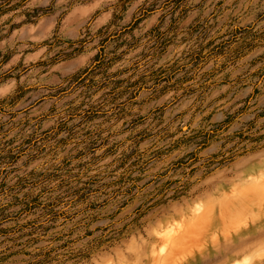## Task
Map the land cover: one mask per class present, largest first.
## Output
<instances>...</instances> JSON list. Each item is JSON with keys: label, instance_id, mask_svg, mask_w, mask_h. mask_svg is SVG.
I'll use <instances>...</instances> for the list:
<instances>
[{"label": "rangeland", "instance_id": "1", "mask_svg": "<svg viewBox=\"0 0 264 264\" xmlns=\"http://www.w3.org/2000/svg\"><path fill=\"white\" fill-rule=\"evenodd\" d=\"M0 5V264H264V0Z\"/></svg>", "mask_w": 264, "mask_h": 264}, {"label": "trees", "instance_id": "2", "mask_svg": "<svg viewBox=\"0 0 264 264\" xmlns=\"http://www.w3.org/2000/svg\"><path fill=\"white\" fill-rule=\"evenodd\" d=\"M128 1H129V0H120V3H121L122 5H124V6H126L127 3H128ZM5 11H6V10H5V6L0 5V16H2V15L4 14ZM48 256H49V255H48Z\"/></svg>", "mask_w": 264, "mask_h": 264}]
</instances>
